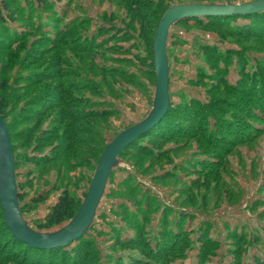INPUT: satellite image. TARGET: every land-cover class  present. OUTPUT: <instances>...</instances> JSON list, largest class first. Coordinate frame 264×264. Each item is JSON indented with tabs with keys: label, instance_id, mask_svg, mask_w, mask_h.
Wrapping results in <instances>:
<instances>
[{
	"label": "rangeland",
	"instance_id": "1",
	"mask_svg": "<svg viewBox=\"0 0 264 264\" xmlns=\"http://www.w3.org/2000/svg\"><path fill=\"white\" fill-rule=\"evenodd\" d=\"M51 1L34 12L18 0L14 37L0 29L21 217L39 234L68 224L41 227L64 188L85 197L100 146L150 114L164 12L257 0ZM255 13L172 23L169 109L117 158L87 234L38 254L14 246L0 218V264H264V10Z\"/></svg>",
	"mask_w": 264,
	"mask_h": 264
},
{
	"label": "water",
	"instance_id": "2",
	"mask_svg": "<svg viewBox=\"0 0 264 264\" xmlns=\"http://www.w3.org/2000/svg\"><path fill=\"white\" fill-rule=\"evenodd\" d=\"M264 10V0L240 5L183 4L169 7L158 23L153 39L155 96L150 114L140 123L121 131L100 154L86 195L73 216L59 231L39 234L23 221L16 194L14 155L5 121L0 115V205L12 234L30 247L52 249L66 247L79 239L89 228L102 197L111 169L119 153L140 135L153 127L166 113L169 105L168 60L165 53L170 25L180 19L203 16L246 15Z\"/></svg>",
	"mask_w": 264,
	"mask_h": 264
},
{
	"label": "trees",
	"instance_id": "3",
	"mask_svg": "<svg viewBox=\"0 0 264 264\" xmlns=\"http://www.w3.org/2000/svg\"><path fill=\"white\" fill-rule=\"evenodd\" d=\"M23 1H29L28 2V5H30L31 1L30 0H23ZM34 4L33 5H30L31 8L33 10H35L34 12H37L39 8H43L44 6H46L48 3L51 4V5H54V3L51 1V0H33ZM161 2V1H160ZM13 6H15L16 8H18L20 6V9H21V5L20 3L18 2V0H0V29L2 31H5V30H8V32L11 33V35L13 36V32L11 31V29H13V23L15 22L16 18V11L13 9ZM19 9V10H20ZM23 9V7H22ZM254 14H257V13H254ZM252 14V15H254ZM249 15V14H248ZM234 16H243V15H225V16H203L204 18L206 17H210L213 18V19H216V18H223V19H231L232 17ZM203 17H189V18H196V19H199V18H203ZM184 19H187V18H183V19H180L178 20L179 22L180 21H184ZM211 19V20H213ZM214 21L211 22V24L213 23ZM14 37V36H13ZM4 44L2 40H0V46ZM5 83L3 80H0V93L5 89ZM5 108H6V105L4 104V101L3 99L0 97V115L1 117L3 118V120L5 121L6 117H5ZM263 108V107H262ZM169 109V108H168ZM6 123V122H5ZM7 126V130H8V123L6 124ZM155 128V127H154ZM153 129V128H152ZM151 129V130H152ZM150 130V131H151ZM149 132V131H148ZM11 134H9V137H10V140H11ZM141 137H138L135 141H133L132 143H130L128 146H126L118 155L117 158H119L120 156H122L124 153L128 152L130 149V147L135 143L137 142ZM75 144V142H74ZM106 148V145H101L100 146V151L98 152V154L96 155L95 157V160L94 161H97L98 160V156L101 152H103V150ZM71 149H73L71 151L72 153V156L75 157L74 154L77 155L78 158H81L82 156V153L79 151V149H74L73 146L71 147ZM12 152H13V145H12ZM14 155V154H13ZM17 156V155H16ZM93 156V154H92ZM17 157H14V168L16 166V164L18 163V160L16 159ZM55 162H58V161H52L51 163H55ZM67 163V166L66 168L68 169H72L74 166L69 163V162H66ZM91 163H89L90 165ZM65 168V170H66ZM91 168L93 169L94 168V165L91 166ZM112 171V169H111ZM110 171V173H111ZM15 172V170H14ZM60 173V171H59ZM109 173V174H110ZM78 179V178H77ZM80 178L77 180V182H79ZM72 181V180H71ZM16 194H17V201H18V204L19 202L22 200V197H21V194L20 192L17 191L16 189ZM85 195V194H84ZM84 198V196H83ZM83 198H77L75 195L71 194L67 188H64L62 190V192H60V194L58 195L57 197V200L56 202L50 206L49 208V211L48 213L45 215V217L43 218V225H41L42 228H50V227H53V226H59L61 225L62 223L66 222V221H69L70 219L73 218V216L75 215V213L77 212V210L79 209L80 207V204L83 200ZM45 198L44 197H41L39 196L38 198L35 199V201L39 202V201H44ZM0 218H1V224L3 226V229L6 231V236H8L11 240V243L14 245V246H22V247H25L26 249L28 250H31V251H35V252H38L39 253H43V254H49V255H52V254H56L58 252H61L63 251L66 247L70 246V245H73L75 243H77L83 236H85L87 234V230L86 232L79 238L77 239L76 241H73L71 242L68 246L66 247H57V248H52V249H37V248H33V247H30L29 245H27L26 243L22 242L21 240L17 239L11 232V230L7 227L6 225V222H5V219H4V215H3V210L1 208V205H0ZM24 207L23 206H20L19 205V211H20V214H22L23 212ZM91 226V225H90ZM89 226V228H90Z\"/></svg>",
	"mask_w": 264,
	"mask_h": 264
}]
</instances>
